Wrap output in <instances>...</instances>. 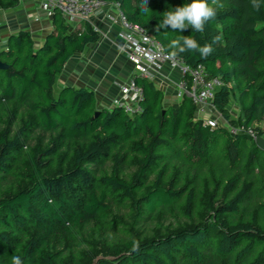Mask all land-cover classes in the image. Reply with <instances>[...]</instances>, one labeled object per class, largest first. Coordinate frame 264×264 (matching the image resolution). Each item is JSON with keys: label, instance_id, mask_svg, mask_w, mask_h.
<instances>
[{"label": "trees", "instance_id": "obj_1", "mask_svg": "<svg viewBox=\"0 0 264 264\" xmlns=\"http://www.w3.org/2000/svg\"><path fill=\"white\" fill-rule=\"evenodd\" d=\"M104 1L169 54L180 35L212 44L207 59L178 57L221 80L212 104L241 131L205 125L186 97L163 106L153 81L136 74L132 115L97 107L86 87L55 92L67 60L99 39L84 21L70 26L54 12L40 45L26 30L9 35L0 49V264L13 254L23 264H264V6L221 0L203 32H174L158 30L163 13L192 0H148V12L143 0ZM232 93L237 121L226 109ZM114 232L123 239L107 242Z\"/></svg>", "mask_w": 264, "mask_h": 264}, {"label": "crops", "instance_id": "obj_2", "mask_svg": "<svg viewBox=\"0 0 264 264\" xmlns=\"http://www.w3.org/2000/svg\"><path fill=\"white\" fill-rule=\"evenodd\" d=\"M113 12L107 7L102 13L92 14L83 20L91 27H97L99 39L75 52L58 72L61 87L82 86L92 90L97 107L111 108L112 99L120 93V85L134 75L133 65L122 50L120 27L106 17V13ZM65 22L75 26L82 21L65 19ZM52 29V15L40 8L39 0H17L14 7L0 8V49L5 47L8 36L19 30L29 31L34 43L40 45ZM176 79V75L164 66L153 81L162 92L163 106L178 102L175 97Z\"/></svg>", "mask_w": 264, "mask_h": 264}, {"label": "built area", "instance_id": "obj_3", "mask_svg": "<svg viewBox=\"0 0 264 264\" xmlns=\"http://www.w3.org/2000/svg\"><path fill=\"white\" fill-rule=\"evenodd\" d=\"M39 6L48 15L54 12L70 22L83 21L90 15L102 13L104 8L113 10L106 13L111 22L120 27V37L123 41L124 56L132 63L134 74L154 81L160 70L167 66L177 79L175 82V97L178 100L186 97L195 108V116L203 120L205 125L215 127L218 122L210 113L214 108L212 99L222 82L218 77H210L201 65L191 66L176 56L171 57L162 44L146 34L142 28L129 22L114 2L104 0H39ZM97 30V27H92ZM120 93L112 99V107H119L132 115L139 111L140 87L133 81V76L120 85ZM211 115V116H209Z\"/></svg>", "mask_w": 264, "mask_h": 264}, {"label": "clouds", "instance_id": "obj_4", "mask_svg": "<svg viewBox=\"0 0 264 264\" xmlns=\"http://www.w3.org/2000/svg\"><path fill=\"white\" fill-rule=\"evenodd\" d=\"M251 7L257 11L264 6V0H250ZM148 0H143L142 10L148 12ZM224 4L221 0H192L191 3L174 10L163 13V18L158 26L163 29H171L174 32H183L189 27L196 32H203L209 21L215 20L217 17V9L223 8ZM171 50L170 56L176 57L187 52H196L201 59H207L214 51L212 44L205 43L201 45L197 39L189 36L180 35L172 39L167 45ZM138 241H133V248H138ZM12 264H23L19 255L13 254L11 257Z\"/></svg>", "mask_w": 264, "mask_h": 264}, {"label": "rangeland", "instance_id": "obj_5", "mask_svg": "<svg viewBox=\"0 0 264 264\" xmlns=\"http://www.w3.org/2000/svg\"><path fill=\"white\" fill-rule=\"evenodd\" d=\"M58 76L59 75L57 74L56 79H55V84H54V91L55 92H57V90L60 89V87H61ZM211 109H212V112L210 114L216 118L218 124H221L222 126H224L226 129H228L230 131H241V127L239 125L232 127L222 118V116L219 114V112L215 108H211ZM226 109H227V112H228L230 119L237 121L241 115V109H240V106H239L238 101H237V95L235 93H232L229 96V100H228V103L226 105ZM211 115H209V116H211ZM261 125L264 127V124H261ZM9 180H10V184H13L11 180H16V179L15 178H9ZM104 236L107 237V239H106L107 242H116L120 239H123L121 233H118V232H114V233H110V234L105 233L103 235V237Z\"/></svg>", "mask_w": 264, "mask_h": 264}, {"label": "water", "instance_id": "obj_6", "mask_svg": "<svg viewBox=\"0 0 264 264\" xmlns=\"http://www.w3.org/2000/svg\"><path fill=\"white\" fill-rule=\"evenodd\" d=\"M6 68H7V64L0 60V69H6ZM96 114H97V111H95L94 115H96ZM256 142L261 148L264 149V138L258 137L256 139Z\"/></svg>", "mask_w": 264, "mask_h": 264}]
</instances>
